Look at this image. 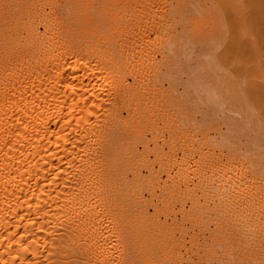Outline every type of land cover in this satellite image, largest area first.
<instances>
[{
	"label": "bare ground",
	"instance_id": "bare-ground-1",
	"mask_svg": "<svg viewBox=\"0 0 264 264\" xmlns=\"http://www.w3.org/2000/svg\"><path fill=\"white\" fill-rule=\"evenodd\" d=\"M0 264H264V0H0Z\"/></svg>",
	"mask_w": 264,
	"mask_h": 264
},
{
	"label": "rangeland",
	"instance_id": "rangeland-1",
	"mask_svg": "<svg viewBox=\"0 0 264 264\" xmlns=\"http://www.w3.org/2000/svg\"><path fill=\"white\" fill-rule=\"evenodd\" d=\"M241 71L243 72V69H242ZM248 71H249V70H248ZM248 71H247V72H248Z\"/></svg>",
	"mask_w": 264,
	"mask_h": 264
}]
</instances>
